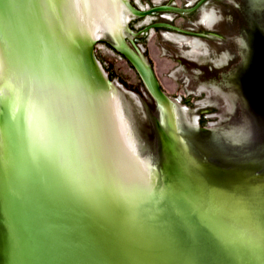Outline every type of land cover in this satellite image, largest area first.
<instances>
[{
  "label": "snow or ice",
  "instance_id": "1",
  "mask_svg": "<svg viewBox=\"0 0 264 264\" xmlns=\"http://www.w3.org/2000/svg\"><path fill=\"white\" fill-rule=\"evenodd\" d=\"M0 74H2V69H0ZM0 93H2V90H0ZM3 103H4V96L0 94V107H2ZM2 137H3V120L2 118H0V141H2ZM0 148H2V143H0ZM259 261H260V264H264V252L260 254ZM13 264H15L14 261H13Z\"/></svg>",
  "mask_w": 264,
  "mask_h": 264
}]
</instances>
